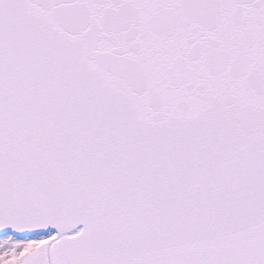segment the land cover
Segmentation results:
<instances>
[{
    "label": "snow or ice",
    "instance_id": "obj_1",
    "mask_svg": "<svg viewBox=\"0 0 264 264\" xmlns=\"http://www.w3.org/2000/svg\"><path fill=\"white\" fill-rule=\"evenodd\" d=\"M0 264H264V0H0Z\"/></svg>",
    "mask_w": 264,
    "mask_h": 264
}]
</instances>
